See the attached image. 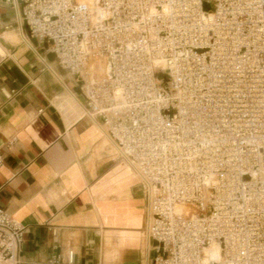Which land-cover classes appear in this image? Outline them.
Here are the masks:
<instances>
[{
  "label": "built area",
  "instance_id": "1",
  "mask_svg": "<svg viewBox=\"0 0 264 264\" xmlns=\"http://www.w3.org/2000/svg\"><path fill=\"white\" fill-rule=\"evenodd\" d=\"M7 2L138 176L153 264H264V0ZM24 234L0 208V264Z\"/></svg>",
  "mask_w": 264,
  "mask_h": 264
},
{
  "label": "crops",
  "instance_id": "2",
  "mask_svg": "<svg viewBox=\"0 0 264 264\" xmlns=\"http://www.w3.org/2000/svg\"><path fill=\"white\" fill-rule=\"evenodd\" d=\"M19 13L0 0V208L25 228L19 264H153L138 176Z\"/></svg>",
  "mask_w": 264,
  "mask_h": 264
},
{
  "label": "bare ground",
  "instance_id": "3",
  "mask_svg": "<svg viewBox=\"0 0 264 264\" xmlns=\"http://www.w3.org/2000/svg\"><path fill=\"white\" fill-rule=\"evenodd\" d=\"M92 2V4L93 3H95L96 2V0H91ZM101 67H103V65L101 66ZM102 70V69H101ZM76 98V97H75ZM76 100H78L77 98H76ZM78 102H80L79 100H78ZM83 108H84V106H83ZM84 113H85V110H84ZM179 211H181V207H178L177 208ZM189 208H186V211H187V213H189ZM208 254L213 258V259H218L219 258V250H218V247L217 246H213L210 250H208Z\"/></svg>",
  "mask_w": 264,
  "mask_h": 264
},
{
  "label": "rangeland",
  "instance_id": "4",
  "mask_svg": "<svg viewBox=\"0 0 264 264\" xmlns=\"http://www.w3.org/2000/svg\"><path fill=\"white\" fill-rule=\"evenodd\" d=\"M86 1H88L89 3H91V2H92L91 0H86ZM91 4H92V3H91ZM98 73H99V74H101L102 72H101V73H100V72H98ZM99 74H98L97 76H100ZM161 77H163V75H162Z\"/></svg>",
  "mask_w": 264,
  "mask_h": 264
}]
</instances>
